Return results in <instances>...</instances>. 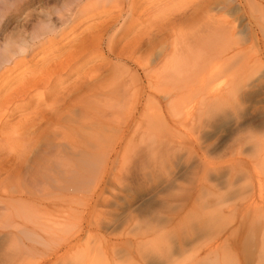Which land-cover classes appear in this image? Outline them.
I'll return each mask as SVG.
<instances>
[{
  "label": "rangeland",
  "instance_id": "1",
  "mask_svg": "<svg viewBox=\"0 0 264 264\" xmlns=\"http://www.w3.org/2000/svg\"><path fill=\"white\" fill-rule=\"evenodd\" d=\"M9 1L12 3L8 6L5 5L7 1L4 5H0V41H3L5 35L11 31V35L3 42H0L1 50L8 39H10V41L13 40L15 43L14 45L29 41L34 27L42 23L47 24L48 21L50 23L55 22L59 11L67 17L74 13L75 20L74 23L68 25L65 33L66 37L64 36L65 40H54L51 38L49 41L50 44L44 46L40 44L35 46L33 51L28 55L18 56L16 58V64L12 66L11 70L7 72L3 79H0V157H3L1 158L4 159V164L7 165V163L12 160L15 153L18 154L17 151L23 146L26 139L28 140L30 137L35 138L37 135H40V146L38 149L34 147L35 150L32 147L33 149L31 150L33 151L29 152V156L27 155L28 157H26V165L29 164L28 167L30 170H32L31 166L40 162L42 156H44L43 154L46 150L45 145L47 144L48 146L58 144L63 146L78 138L79 142L75 141L76 144H74L79 146L78 150L75 149L76 152L78 151L79 153L80 148H83L81 143H85L88 146L90 141H94L92 145L93 149H97L98 147V151L91 149L97 153L94 154L95 159H90L93 162V166L91 165L88 170L84 168L86 172L84 171V174H82L83 172L81 173L80 176L82 178L79 176L81 178L79 181L82 180V184L81 182L77 183V177L75 178L74 175L69 178L65 177V175L64 178L62 177L63 179L59 176L62 181L57 177L60 182L53 183L52 189L54 186L58 187L62 183L60 186L61 190L58 187L60 191L56 190L57 187L54 189L56 190L55 192L50 189L51 193H49L48 196L37 197L35 202L31 203V205L34 206H31V208L33 207L32 209L35 211L29 214L31 218H28L27 221L33 219L34 226H29L34 232V235H36L30 237L34 240L28 241L27 243L32 245L35 253L31 251L29 252L30 255H25L26 250L23 252L21 251L17 258V250L14 249V253H16L14 255L15 257L13 253L11 255V249L15 246V238L7 235L8 232L13 229L11 227L6 228L5 226L7 225L5 224L10 226L11 220H21L17 219L16 217L18 216L15 215L11 216L12 219H10V221L9 218L11 217L0 218V264H207L205 261V243L206 245L208 244L206 242L208 238L202 229H200V237L196 236L198 229L196 218L199 217V213H195L197 217H195V215L189 217L191 214H188L194 207L198 179L202 178L204 174L201 165V155L204 151H207V149L212 156H216V154L219 155L238 128L251 124L257 126L264 121V35L261 32V27H259V25H257L259 28L256 26V20H254V18L252 19L249 14L251 10L248 7L251 8V6L248 5L247 0H210L213 4L212 9H216L212 11L210 15L220 16V21L225 20V24L226 22L228 24L223 25V32L227 34L226 43L234 47L236 46L237 48L235 47V49H240L241 51V55L238 54L239 58H237V63L240 65V71L242 72H240L241 76H238L241 77V84L239 85V79L237 80V78L236 83L240 88H243V90L239 91V93L241 92L240 95H242L241 98L243 99L244 96V101L242 99L240 100L241 112L239 116L231 115L229 121L226 122L225 125L222 124V127L216 126V128H218L216 131H213V129L211 130L209 127L207 128V126H214V124H210V116L209 118L208 115L205 117V114H201V112L203 113L204 110L206 111L207 109L211 112L215 108L227 107L229 101L226 97L222 99L219 98L220 101H218L219 99L214 100L216 102L212 100V102L209 103V105H211L207 108L203 106L197 107L193 115L189 118L182 115L171 114L172 111L168 106V102L164 99L165 95H161L160 97V104L162 105L153 103L150 104V108L149 104L146 103L145 99L148 98V94H151L150 99L154 98L152 97V93H150L151 88H149V84H147L146 81L147 76L139 65H142L143 62L145 64V62H148V59L150 63L148 62L142 66L153 64V60L157 61V59H161L160 61H162V53L166 51V48L169 49L170 40L169 43L165 42L168 46L163 45V47L161 45L165 50L159 48L161 50V52H159L156 49L148 56L145 54L144 50L141 49L139 53H141V51L143 52L140 55L139 53L135 55L137 60L134 59L135 56L134 58L127 56L128 58L123 61L124 63L113 59L114 57L109 50L115 48L117 52H120L122 51L120 50L122 47L123 50H127L126 47L131 41L136 44L139 41L143 43L145 39L151 35V31L160 27V25L163 24L161 22H165V20L168 19L171 12L170 15H172L175 10H179L177 12H180V10H185L186 7L192 8L196 2L200 0H137L135 8H130V1L132 0H125V2L124 0H119V4L122 7L120 5H118L120 6L118 7L116 6L117 3L114 4L107 0L101 2L95 1L92 5L89 4V2H85L86 0H23L22 3H20V0ZM260 1L261 0H258L257 2ZM18 2L22 4V6L19 5ZM219 8L220 10H218ZM254 15L256 16L255 13ZM164 16L166 19H163ZM160 17H163V21H158ZM114 18H116V20H114ZM216 20L217 19H214L211 23H214ZM107 21H109L108 24ZM154 21L156 25L160 24L155 26ZM223 21L221 22L223 23ZM220 25L221 23L218 26V22H216V25L214 23L212 27L219 28ZM100 26L107 27V34L101 39L99 51L94 50L95 52H85L84 57L79 60V64L75 65L72 63L70 73L58 72L55 74L60 63L64 64V62H70L71 60L76 61L75 58L70 57V52L66 50L67 48L70 50L72 45L76 43V34ZM144 28H147V30ZM179 29L182 28L180 27ZM91 32L95 33V30ZM135 35L136 37H133ZM232 36L234 37L232 38ZM140 38L142 39L140 40ZM179 38L182 39L183 37L179 36ZM234 41L238 42V44ZM114 42L116 45H112ZM60 50L64 53L62 54ZM153 54L154 56H151ZM137 55L142 58H138ZM242 56L244 58H242ZM107 57H110L112 60V68L109 74L113 73L116 78L121 76L122 79L126 81L132 78V80H130L132 84L130 86V92L135 95L134 99L138 97V99L143 100V105H138V109L128 108V112L126 109V111H124V109L121 111L118 122H123H120V126L126 131V133L124 132L125 134L115 129V132L108 133L109 131L99 128V125L92 124L93 126H91V124L88 125V122H85L87 124L83 125L85 124L84 121H80L83 123L77 125L76 122H78L79 119L78 112L76 111V113L74 110L70 109L64 112L65 114H63L62 120L64 116L66 118L63 120L64 122L61 120L59 125H56L57 127L54 126V124H40L38 128L31 129L32 127H30L28 123L29 119L34 114H38V112L49 111L51 106L49 103L54 100L57 92H55L54 89L50 90L48 88L49 86L44 85V87L43 84H45L46 81L50 84V81L54 80L53 86L58 85L57 88H59L57 90H59L65 85H68L70 80L74 81L73 77L77 73H84L86 71L91 74H98L96 70L100 69L99 66H104L109 62L105 59ZM144 57L147 59L144 60ZM99 58L101 62H99ZM150 59L152 60L150 61ZM94 63L96 65L99 63L97 65L98 67L95 68L96 65ZM109 68L108 66L106 67V69ZM150 71L153 76L157 72V69ZM148 74L151 76L149 72ZM169 79L170 80H167V82H170L172 78ZM227 80L230 81L231 79L227 77L226 79L224 78V80L219 79L216 85L225 84ZM60 85H62V87H60ZM241 101L243 102L241 103ZM47 107H49V110ZM44 108L47 109L44 110ZM103 109L106 110L105 112L109 111L107 107H103ZM122 112L123 114L128 113L129 118L127 115L128 119L125 118L126 116L123 115ZM67 116L69 117L67 118ZM73 118L75 119L74 123H72ZM92 121L89 122L92 123ZM96 122L95 120L93 123ZM118 122L115 123V125L118 124L119 126ZM200 122L202 125L203 123H209L202 126ZM217 123L219 122L217 121ZM67 124H69V126ZM125 124H127L126 127ZM60 125L62 126L60 127ZM70 126L73 128V132ZM87 126H90L91 129L95 127L94 130L96 132L94 136L86 132ZM118 126L116 125V127ZM65 127H67L66 130L64 129ZM74 127L78 129L85 128L86 130L83 129L84 132L80 134L77 130H74ZM97 128H99V130ZM21 130L25 132L24 136L19 133ZM205 130L206 132H210L209 134L206 133L209 137L207 135H205L206 137L203 136L204 138L200 140V146L202 147L199 149L202 151L197 153L192 150L193 140L198 136V133L202 136ZM69 131L70 133L72 132L73 135L71 134V136L69 135V137H67L66 134H68ZM85 132L88 133L90 137L88 134L85 135ZM75 133L77 134L76 137ZM83 133L84 135H82ZM106 133L110 136H106ZM97 134H100V136H97ZM101 134H103L102 137ZM107 137L109 141L105 139ZM64 138H66V140H64ZM87 138H93V140L90 139L88 141ZM111 138H114V140L112 141ZM122 138L123 140H121ZM52 141H54V143ZM96 141H99V143H96ZM123 141H129L128 148V143H124ZM123 144H125L124 146L128 152V154L125 152L127 156L121 154L124 153L121 149ZM71 145L73 146V143ZM103 145L106 146V149H108L110 145L116 150L109 156L110 159L102 154V150H106L103 149V147L105 148ZM85 147L84 145V149H86ZM72 151L68 153L69 156L75 155L76 157L69 159L68 163L80 164L78 163V159L82 156H78L80 154L75 151L73 155L71 154ZM98 152H101L99 153L101 156H96ZM78 167L81 168V164L78 165ZM77 170L78 172L81 170L83 171V169ZM197 176L200 177L196 179ZM3 178L4 176L0 175V182L3 181ZM86 178H88V181ZM9 182H13L17 185L19 183L17 181ZM71 182L74 184L70 185L69 183ZM21 184H23V181ZM209 185L213 186L214 184L211 183ZM68 186H71L69 191L71 192L73 190L72 193L66 191V189L69 188ZM75 186H78L76 192L74 191V188H76ZM62 187H64V189H62ZM22 189L24 191L26 190V188L24 189L23 187ZM5 191V188L1 189L0 206H7L9 204V206H11L7 207L12 210L16 207L14 205L15 203H10L5 199L8 194H5ZM221 193H223V191ZM59 199H61V201ZM242 202L243 201L237 203L240 209L242 208L241 204L242 206L245 204ZM16 205L18 206V203H16ZM20 208L22 209L23 207ZM36 212L39 213L36 214ZM250 215L249 220H244L242 223H240L241 218L239 217L237 220L238 222H235L231 229V231L235 230V236L233 235V238L231 237L229 246L235 250L234 253H239L243 256L245 255L246 247L249 249L255 247V244L251 242L248 237V230L256 227V224L261 222L262 224L264 223L263 220L260 221L256 217L253 218L254 215L252 212H250ZM1 224H3V226ZM176 227L179 229H177V232H174V234H177L168 236L170 240L166 238L168 231H173ZM198 227H200V225H198ZM156 231L163 233H158ZM59 232L61 233L59 234ZM161 234L165 237L161 236ZM228 234H224L225 236L223 237H226ZM162 237L165 238L167 242ZM172 240H174L175 243ZM249 241L250 244L248 245L247 243H249ZM19 242L18 247H25L21 242L19 244ZM68 243L71 244L68 246ZM168 244H171V246ZM245 244H247L246 247ZM202 245L205 247H202ZM253 251L251 250L250 252ZM246 252L247 255L249 254L253 258L255 257V255L253 256L250 254L249 250ZM22 253H24L25 256H23ZM156 253L158 255H156ZM184 253L185 256H183ZM8 255L9 257H6ZM165 255L167 256L166 259H164ZM247 255H245L247 258L246 260H249V258L254 260L252 257H249V255L247 257ZM12 256L18 260L14 258V260L10 259ZM245 256L243 258H245ZM3 258H9L8 260H11V262L7 261V259L4 262Z\"/></svg>",
  "mask_w": 264,
  "mask_h": 264
},
{
  "label": "bare ground",
  "instance_id": "2",
  "mask_svg": "<svg viewBox=\"0 0 264 264\" xmlns=\"http://www.w3.org/2000/svg\"><path fill=\"white\" fill-rule=\"evenodd\" d=\"M6 1H7V3L5 4ZM76 1H78V0H76ZM95 1L101 2L103 0H86L85 2H89V4L92 5L95 3ZM107 1L112 2L114 4L117 3L116 6L120 5L119 0H107ZM257 1L256 0H247L248 5L251 6V8L248 7L251 10V12H249V14H250L252 19L254 18V20H256V22H257L256 26L259 25V27H261L260 28L261 32L264 35V0H261L260 2H257ZM22 2H23V0H20V3H22ZM124 2H125V0H124ZM136 2H137V0L130 1V8H135V6L137 5ZM0 3H1L0 5L5 4L8 6L12 2H10L9 0H0ZM20 3H19V5L22 6V4H20ZM102 3H104V2H102ZM78 4H80V3H78ZM120 6H118V7H120ZM212 6H213V4L211 3L210 0H200V1L196 2V4L192 8L186 7L185 10H180V12H177L179 10H177V11L175 10V12L173 11L174 13L172 15H170L172 12L169 14L168 19H166L165 16H164V18L162 17L163 19H166L165 22H161L163 24H161L160 27H158L154 31H151L152 33L150 32V34H151L150 36H148V37L145 36L147 38L145 39V41L142 40V41H144L143 43H140L141 41H139L136 44L133 41H131L129 43V45L127 44L128 45L127 47L124 46V47H126L127 50H123V47H122V49H120V47H119V49L122 50L120 52H117L115 48L109 49V50H110L112 56L114 57L113 59H115L116 61H119V62H123L128 57L134 58V56L136 54H138L141 49H143L145 54H147L148 56L150 54H152L153 51L156 49H157V51L161 52L160 49L165 50L163 48L164 47L163 45H165V46L167 45V44H165V42L169 43V40H170L169 49L165 47L166 51H163V53H162V57H163L162 61H160L161 59L156 58L157 61L153 60V64L142 66V65H145L146 63L149 62V59H148V62H145V64L143 62L142 65H139L142 68L143 72L147 76V77L145 76L146 81H147V84H149V88H151L150 93H152V95H153L152 97L154 98V99H150L151 94H148V98L145 99L146 103H148L149 106H150V104H153V103H155V104L158 103L159 105H162V104H160V101H161L160 97H161V95L162 96L165 95L164 99L166 100V102H168V106H169L170 110L173 112V113L171 112V114L179 115V116L182 115L184 117L189 118L190 116L193 115L194 110H196L197 107L203 106L204 108H207L211 105V104L209 105V103L212 102V100L214 101V100H217L219 98L222 99L223 97H226L227 100L229 101V104L227 107L217 108V109L212 108L214 110L211 112L209 109H207L206 111L204 110L203 113L200 111L201 114H205V117H206V115H208V118L210 116V120H212V121H210L209 119L208 120H209L210 124H214V126H207V128L209 127L211 130L213 129V131H216L218 129V128H216V126L218 127V126H221L222 124L225 125L226 122L229 121L231 115L237 116V117L239 116V113L241 112L240 100L242 99L241 98L242 95H240L241 92L239 93V91L243 90V88H240V86H239L241 84L240 83L241 77H238V76L240 75L241 71H240V67H239L240 65L237 63V60H238L237 58H239L238 54H240L241 51H240V49H235L236 46L234 47L233 45L231 46V45L226 43L227 34L223 32V27H224L223 25L225 24V22H224L225 20L224 21L221 20V21H223V23H222L220 21V18H219L220 16L217 17L214 15L213 16L210 15L212 11L216 10V9L213 10ZM218 10H220V8ZM254 13L256 14V16L254 15ZM74 15L75 14L72 13L71 15H69L67 17L65 14H63L61 11H59L58 17H57L55 22L50 23L48 21L49 24L47 22V24L42 23V24L36 25L34 27V30H32V34L30 36L29 41H27L25 43L22 42L21 44L14 45L15 44L14 41L12 40L13 41L12 42V41H10V39H8V41L5 42L2 50L0 49L1 50V52H0L1 53L0 66H3L2 70H0V79H3L4 76L7 74V72L9 70H11L12 66L14 64H16L15 63L16 58L18 56H21L22 55L21 53H23L25 50H29V53H30L31 51H33L35 46H38L40 44H43V46L46 44H50L49 41L51 40V38L54 40L64 39V36L66 37L65 33H66L67 28H68V25L74 23V20H75ZM160 18L158 21H160V20L163 21V19L162 18L160 19ZM214 19H217L214 22L215 25H216V22H218V26L221 23L219 28L216 27L217 29L212 27V25H214V23H211V21L213 22ZM114 20H116V18H114ZM108 22L109 21H107V24H108ZM154 23H155V21H154ZM159 24H157V25H159ZM154 25L157 26L156 23ZM225 25H228L227 22ZM102 26H100L98 28L97 27L92 28V29L90 28L91 30H87L85 32L83 31L79 34H76V39H75L76 43L74 45H72L73 43L71 44L72 47L70 48V50L68 48L67 49L64 48L68 52H70L69 53L70 57L75 58L76 61H72V60L70 62H64L63 61L64 64L60 63V66L57 68V71L55 74H57L58 72H66V74L70 73L71 68H72V66H71L72 63L75 65L79 64V60L84 57L85 52L90 53L94 50L99 51L100 42L102 41L101 39L103 38V36H106V34H107L106 33L107 27H102ZM107 26H109V25H107ZM132 27H130V28H132ZM180 27L182 29H179ZM151 28H153V27H151ZM114 29H112V30H114ZM93 30H95V33L91 32ZM145 30H147V28ZM129 31H127V32H129ZM135 31H136V29H135ZM104 32H105V35H104ZM179 36H181L183 38L180 39ZM133 37H136V35ZM233 37L234 36H232V38ZM129 38H132V37H129ZM141 39L142 38H140V40ZM51 43H53V42H51ZM235 43L238 44V42H235ZM112 45H116L115 42ZM110 46H111V44H110ZM69 47H70V44H69ZM141 47H143V48H141ZM142 52L143 51H141V53ZM61 53H62V51H61ZM141 53H139V55ZM151 56H154V54ZM139 57L140 56H138V58ZM155 57H153V58H155ZM157 57H159V56H157ZM102 58H104V57H102ZM140 58H142V57H140ZM242 58H244V57L242 56ZM68 59H70V58H68ZM105 59H107L109 62L107 64H105L104 66L103 65L99 66L100 69L96 70V72L99 75L95 74V73L91 74V73H88L86 71L84 73H77L76 72L77 74H75L73 77L74 81L70 80V83L68 85H65V86L63 85L64 87H62V85H60V87H62V88H60L59 90H57L59 88V87L57 88L58 85L53 86L54 80L51 79L52 81H50L51 82L50 84H52V85H50L46 81V83L43 84V86L44 85L49 86L48 88L50 90L54 89V91L55 92L57 91V92H56V95L54 97V100L51 101V103H49L51 105L50 110H49V107H47L49 111L38 112V114L37 113L34 114L29 119L28 123H29L30 127H32L31 129H35L36 127L38 128L39 127L38 125H40V124H49V125L54 124V126H56V125L58 126L60 121L62 120L63 114H65L64 112L66 110L70 109V110H74L75 112L76 111L78 112L79 119H78V122H76L77 125L83 123L80 121H84V123L88 122V125L91 124V126H93L92 124L99 125L100 126L99 128H101L105 131H109L108 133L115 132L114 129L118 130V132H122V133L125 132L126 133V131L120 126L121 121L118 122V119L121 116V114H120L121 111L123 109H124V111H126L128 108L138 109L137 106L138 105L141 106V104L143 103V100L138 99V97H137V99H134L135 95L130 92V89H131L130 86L132 85L130 80H132V78L129 79L128 81H126L125 79H122L121 76L116 78L113 73L109 74V71L112 68L111 67L112 60L110 57H107ZM134 59H136V56ZM146 59L147 58H145L144 60H146ZM151 60L152 59H150V61ZM99 62H101L100 58H99ZM97 65L95 66V68L98 67ZM107 66L110 68L106 69ZM95 68H94V70H95ZM153 69H157V72L155 73V75L152 76L151 75L152 72L150 70H153ZM249 71H250V69H249ZM148 72L150 73L151 76H149ZM51 77H52V75H51ZM226 77L230 78L231 80L230 81L227 80V82H225L226 81L225 80L224 81L225 84L216 85L218 83L217 81H219V79L224 80V78L226 79ZM169 78H172V79L170 82H167V80H170ZM236 78H237V80L239 79L238 80L239 85L236 83L237 82ZM44 91H46V90H44ZM242 100L244 101V96H243ZM218 101H220V99ZM243 101H241V103ZM214 102H216V101H214ZM225 106H226V104H225ZM103 107L109 108V111L105 112L106 110L103 109ZM47 108H44V110ZM150 108H151V106H150ZM101 109H102V111H101ZM39 110H41V109H39ZM128 111L129 110H127V112ZM122 114H123V112H122ZM123 115L128 116V113L123 114ZM127 116L125 118H127ZM68 117L69 116H67V118ZM65 118L66 117L64 116V119ZM128 118H129V116H128ZM93 119H95L97 121L96 122L97 124L93 123L95 121ZM63 120H62V122H64ZM74 120L75 119L73 118V122H72V120H71V122L74 123ZM123 120H125V119H123ZM89 121L90 122L92 121V123H90ZM217 121L219 123H217ZM117 122L119 123L120 127L118 126V124H116L118 126V127H116L115 123H117ZM121 123H123V122H121ZM194 123H196V122H194ZM208 123H203V125L208 124ZM86 124L87 123H85L83 125H86ZM200 124H201V122H200ZM62 125H60V127ZM67 125L69 126V124H67ZM126 126H127V124H125V127ZM76 127H78V126H76ZM87 127H88L87 130L85 128H81V127L80 128L82 130L83 129L86 130V132H89V134H91V135L93 134V136H94V134L96 132L94 130L95 127L92 129L90 126H87ZM99 128H97V129L99 130ZM23 129L26 130L25 128H23ZM64 129L66 130L67 127H65ZM72 129L73 128L71 127V130ZM81 129L74 127V130H77L78 133H80V134L82 132H84V130L82 131ZM80 130H81V132H80ZM126 130H127V128H126ZM70 131H69V133H70ZM42 132H44V131H42ZM72 132H73V130H72ZM72 132L70 134L69 133L66 134L67 137H69V135L71 136ZM86 132H85V135L88 134ZM19 133L22 134V136L25 135V132H23L22 130ZM98 133H100V132H98ZM204 133L202 136H200V133H198V136L195 137V139L193 140L194 142L192 141L193 142L192 150L197 152V153H199V151H202V150H199L202 147V146H200V143H201L200 140L202 138L206 137L205 135L209 134L210 132H206V130H205ZM33 134H35V133H33ZM40 134H42V133H40ZM80 134H78V135H80ZM89 134H88V136L90 137ZM103 134H105V133H103ZM103 134H101V137ZM82 135H84V133ZM39 136L40 135H37L35 138L30 137V138H28V140L26 139V141H24V143H23V146L20 147L19 150L17 151L18 154L15 153L14 157L12 158V160L9 163H7V165L4 164L5 161H3L4 159H2L3 157L2 156H1L2 158L0 157V173H1L0 175L4 176L3 181L0 182V193H1V189L5 188L6 189L5 194L8 193L6 195L5 199H7L8 202H10V203L14 202L15 203L14 205L16 206L15 208H17V209H15V208L12 209L13 210L12 211L11 208L9 209V207L11 206V205L9 206V204L8 205L6 204L9 207L0 206V218L1 219L3 217L9 218L12 215H15V216H18V217H16L17 219L21 220V221H16V219L11 220V223L9 222L11 224L10 226H8V224H5V225H7V226H5L6 228L11 227L13 229L12 231L8 232L7 235L15 238L14 239L15 246L13 245L14 247L11 249L12 252H10V254L12 255V253H13V256H14L16 254V253H14V251L17 250V255H16L17 258L19 257L18 254L21 251L23 252L26 250L25 255H30L29 252L33 251L32 245H30V243L29 244L27 243L28 241L30 242V241L34 240L30 237H34L36 235V234L34 235V232L30 229V226H29V225L34 226L33 219H31L30 221H27L28 218H31L29 216V214H32L35 211V210L33 211L32 208L34 206L31 205V203L35 202L37 197L48 196V194L51 193V190H53V192H55L56 190L60 191L61 190L60 186L62 185V183L60 185L58 183V185H59L58 187L60 188V190L58 189L57 186H56L57 187L56 190H54L56 188L55 186L52 189V185H54L56 182L59 181L57 178L59 176H61V178L62 177L64 178V176L66 175L65 177L69 178V177L74 175L75 178L77 177V183H80L82 181V180L79 181V179L82 178L80 176L81 173L83 172L82 174H84V171L86 172V170H88L91 165L93 166V162L90 159H95L94 154L97 153V152H94L93 150L98 151V147H97V149H95V148L93 149L92 145H93L94 141H90V144L88 146H87V144L80 142L82 144L83 148L80 146L81 147L79 150L80 152L79 153H78V151L76 152L75 149L78 150L79 146H76L74 144H76L75 141L79 140L78 138H76L77 140L69 143L70 145L73 143V146L72 145L70 146L67 142L66 143L69 146L67 144H65L63 146L59 145V144L53 145V146H51V145L48 146V144H47V145H45L46 150H45V153L43 154L44 156H42V159L40 160V162L36 163L35 165H32L31 166L32 170H30V168L28 167L29 164L26 165L27 164L26 157L29 156L28 155L29 152L33 151L31 149H33L34 147H37V149H38V147L40 146L41 139ZM76 136H77V134L75 133V137ZM93 136H91V137H93ZM97 136H100V134L99 135L97 134ZM106 136H108V134ZM26 137H28V136H26ZM108 137L105 139H108ZM82 138H85V137H82ZM93 138H89V139L87 138V140L88 141L90 139L93 140ZM111 139H112V141L114 140V138H111ZM127 139H128V137H127ZM64 140H66V138H64ZM121 140H123V138ZM108 141H109V139H108ZM52 142L54 143V141H52ZM96 143H99V141L98 142L96 141ZM124 143H128L127 144L128 145L127 148H128L129 147V141L124 142ZM84 145L86 146L85 147L86 149H84ZM124 145L125 144H123V146ZM103 146H105V145H103ZM123 146L121 147V149L124 151V153H121V152L120 153L123 154L124 156L125 155L127 156L128 152H127L125 146L123 149ZM225 146L226 147L222 149V151L219 153V155L216 154V156H212V154L210 153V151H208V149H207V151H204L203 154L201 155V165H202V169H203L202 171L204 174H203L202 178H199L200 176L199 177L197 176V178H196V179L199 178L197 191H196L197 195H196V198L194 199L193 210H190L188 212V214H191L189 216V217H191V216H194L195 213L196 214L199 213V217H197L195 215V217L198 218V219L196 218V220H197L196 223L198 225H200V227H198V225H197L198 229H197V235L196 236L200 237L199 233L201 232L200 229H202L204 231V234L208 238L206 240V242L208 244L206 245V243H205V246H206V248H205L206 249L205 250L206 251L205 252V254H206L205 261L207 264H264V223L262 224V222H261L259 224H256V227H253L251 229L248 228L249 229L248 233H247L248 237H249L250 241L255 244V247L254 248L251 247L250 249L247 248L246 247L247 244L248 245L250 244V241H249V243L245 244V247H246L245 249H246V251L249 250V252L251 250L252 251L254 250L253 252H250L251 255H253V256L255 255L254 258L248 254L249 257H252L254 260H252L250 258H249V260H246L247 258L245 255H247V252L245 250H244L245 251V255H244L245 258H243L244 257L243 255H241L239 253L238 254L234 253L235 250L229 246V242L231 241V237L233 235L235 236V233H234L235 230L231 231L232 226L235 222H238L237 220L239 217L241 218L240 223H242L244 220H249V216H251L250 212H252V214L254 215V216L252 215L253 218L256 217V218H258V220L264 221V121H262L257 126L255 124H251L249 126H243L241 128H238L237 131L232 135L231 140ZM112 147L113 146H110V145L108 146V149H106V146H105V148L103 147V149H106L105 151L100 149V150H102V154L108 159H110L109 156L112 154V152L116 151ZM99 148H100V146H99ZM91 149H93V150H91ZM34 150H35V148H34ZM69 150L70 151L73 150L71 154H73L75 151L76 153L80 154L78 156H82V157H80V159H78V163L81 164V168L78 167V165H80V164L76 165V164H69L68 163L69 159L76 157L74 154H73L74 156H69V154H68L70 152ZM125 152H127V154H125ZM99 153H101V152H98V155H96V156H101V155H99ZM94 161H96V160H94ZM97 164H99V163H97ZM84 168H86V170ZM91 168H93V167H91ZM77 169H80V170L83 169V171L81 170L78 172ZM59 179H60V177H59ZM86 179L88 181V178H86ZM6 181H8V182H6ZM9 181H17L19 183L17 185L13 182L10 183ZM22 181H23V184H21ZM60 181H62V180L60 179ZM211 183H213L214 185L210 186L209 184H211ZM69 184L73 185L74 183L71 182ZM81 184H82V182H81ZM22 187L24 189L26 188V190L24 191L22 189ZM70 187L68 189H66V191L70 192L69 191ZM75 187L76 188H74V187H72V188H74L75 189L74 191L76 192V190H78L77 189L78 186H75ZM62 189H64V187H62ZM201 189H202V191H201ZM72 191L70 193H72ZM222 191H223V193H221ZM59 200L61 201V199H59ZM241 201H243L242 203L243 204L245 203V204L243 206L241 204L242 208L240 209L238 207L237 203L238 202L241 203ZM4 203H3V205H4ZM16 203H18V206L16 205ZM20 204H22V205H20ZM31 206H33V207L31 208ZM20 207H23V208L21 209ZM12 208H13V206H12ZM199 208H200V210H199ZM17 211H20V212H17ZM38 213L36 212V214H38ZM240 213H242V214H240ZM10 219H12V217L9 218V221H10ZM251 220H253V219H251ZM61 221H62V219H61ZM190 222H191V219H190ZM1 225L3 226V224H1ZM36 225H38V224H36ZM5 227H4V229H5ZM162 229H164V228H162ZM177 229H179V228L176 227V229L173 231L167 230L168 231L167 235L166 234H164V235H166V238H169V240H170V237H168V236H170V235L173 236V235L177 234V233L174 234V232H177ZM158 231H156V232H158ZM61 232H59V234ZM179 232H181V231H179ZM194 232H196V231H194ZM158 233H163V232H158ZM224 234H228V235H226V237H223V236H225ZM161 236H163V235L161 234ZM163 237H165V236H163ZM199 237H198V239H199ZM163 239H165V238H163ZM198 239H196V240H198ZM249 239H247V240H249ZM160 240H161V238H160ZM19 241L25 247H22V248H21V246L18 247ZM165 241H166V239H165ZM172 241L174 242V240H172ZM20 242H19V244H20ZM169 242H171V241H169ZM69 244H71V243H68V246H69ZM168 245L171 246V244H168ZM205 246L202 245V247H205ZM68 248H70V247H68ZM255 250H256V252H255ZM33 252L35 253V251H33ZM157 253H156V255H158ZM22 254H23V256H25L24 253H22ZM248 255H247V257H248ZM4 256H5V253H4ZM13 256L10 259H13L15 257V256L14 257ZM165 256H164V259L167 258V256L166 257ZM183 256H185V253ZM6 257H9V255ZM17 258H14V259H17ZM6 259H4L3 261L5 262ZM8 259H7V261L11 262V260H8ZM96 260H97V258H96ZM27 261H29V260H27ZM75 261H76V259H75Z\"/></svg>",
  "mask_w": 264,
  "mask_h": 264
},
{
  "label": "clouds",
  "instance_id": "3",
  "mask_svg": "<svg viewBox=\"0 0 264 264\" xmlns=\"http://www.w3.org/2000/svg\"><path fill=\"white\" fill-rule=\"evenodd\" d=\"M9 35H11V31H10V33H8V34H6L5 35V38H4V40H6L8 37H9ZM3 40V41H4ZM3 41H0V42H3ZM22 55H28L29 54V50H25L23 53H21ZM2 68H3V66H0V70H2Z\"/></svg>",
  "mask_w": 264,
  "mask_h": 264
}]
</instances>
